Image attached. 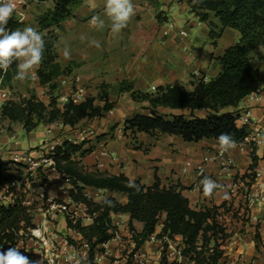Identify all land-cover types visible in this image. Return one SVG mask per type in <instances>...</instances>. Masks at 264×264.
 Listing matches in <instances>:
<instances>
[{
    "label": "crops",
    "instance_id": "obj_1",
    "mask_svg": "<svg viewBox=\"0 0 264 264\" xmlns=\"http://www.w3.org/2000/svg\"><path fill=\"white\" fill-rule=\"evenodd\" d=\"M193 2L194 0H133L135 15L128 26L114 37L107 27L103 31H96L88 23L93 15L106 19L103 16L104 0H82L73 6L70 16L58 25L49 27H44L40 19L53 10L55 0H29L21 14L17 11L13 14L17 22L13 30L31 26L41 32L45 43H52L54 59L63 72L53 79L55 88L49 83L41 84L36 72L35 78L25 80L28 83H24L21 88H12L15 95L11 99L20 100L34 94L46 105L55 101L63 109L65 98L73 93L77 85H81L85 87L86 98H95V104L99 106L108 101L112 111H106L102 116L83 119L75 126L56 121L51 124L40 123L28 131L20 122L2 120L0 109V158L9 161L18 154L35 156L58 141L69 140L77 144L85 142L84 148L90 150L84 156H77L85 171L108 175L123 174L130 180L138 179L145 185H152L157 179L162 186L181 185L184 187L183 194L194 209L214 208L217 222L226 233L224 239L218 240L223 250L218 264H264V207L262 211H257L261 213V221H250L243 214V195L230 192L236 181H247L252 169L264 168V144H256V148L252 150L249 145L237 143L236 148L227 152L234 160V166H224L220 160L204 161L206 155L219 151L214 138L186 141L180 135L138 131L126 126V121L138 114L152 115V105L148 99L135 100L132 91H122L121 83L125 87L132 85L135 90L143 92H156L159 87L167 85L192 88L190 82L193 77L209 80L221 71L218 57L239 40V31L231 27L224 28L219 37L212 38L210 23L217 26L216 30L219 31V19L210 13L208 20L202 21L191 8ZM168 21H173L175 27L168 28V34L165 35L163 30L167 28ZM183 29L187 31L186 36L180 33ZM82 35L84 39H81ZM93 39L100 41L101 48L91 45ZM65 44L71 52V58L67 60L59 51ZM254 52H257L259 58L264 53V48L259 45L251 54L254 55ZM256 64L264 85V62L258 60ZM153 86L156 90H152ZM6 89L10 92L9 88ZM104 92L106 97L101 96ZM244 104L245 98L237 107L225 110H237ZM157 110L170 119L174 115L189 117L191 114L189 109L165 106H159ZM252 113L261 120L264 130L263 104L256 103ZM194 114L205 117L208 111L196 109ZM2 123L12 126L13 131H8ZM38 129H42V145L32 148L37 142L36 137L31 134ZM82 129H86V132L81 135ZM19 130L29 136L27 146L11 141ZM65 131L68 132L62 134ZM102 149L107 152L102 154ZM253 156L257 158L256 161ZM188 163L190 164L187 165ZM48 174L49 195L56 201L66 203L68 211H77L83 224L92 223L93 219L86 213L84 204L74 206L70 195L72 185L60 178L55 169H48ZM204 176L222 185L223 189L217 190L211 197H206L200 184ZM225 190L228 199L224 198ZM84 191L92 195L95 201L113 196L121 203L127 202V195L124 193L92 186H85ZM46 208V205L39 202L40 212L36 214L33 222L40 225L47 221L49 233H54L61 246L65 238H71L76 247L81 248L83 237L69 230L67 215L53 213L47 217ZM111 218L117 227V237L101 247H104L106 253H119L130 243L128 247L134 250L135 242L129 229L130 215L112 212ZM133 224L137 231L143 229L142 222L133 220ZM162 225L161 220L155 235L161 231ZM181 238L180 235H175L173 239L178 247L181 245ZM38 243V240L28 239L25 243L21 242L18 248L22 252L32 250ZM163 246L160 239L149 238L134 252L135 262L149 264L152 258L162 259ZM104 259L102 262H105ZM60 263L70 264L64 257Z\"/></svg>",
    "mask_w": 264,
    "mask_h": 264
},
{
    "label": "trees",
    "instance_id": "obj_2",
    "mask_svg": "<svg viewBox=\"0 0 264 264\" xmlns=\"http://www.w3.org/2000/svg\"><path fill=\"white\" fill-rule=\"evenodd\" d=\"M46 1V0H39ZM82 0H55L52 11L41 17L44 27L58 25L72 14L73 6ZM191 8L202 21H207L213 13L219 19L220 29L210 23L212 38L220 36L226 27L239 31L240 38L225 49L218 57L221 71L209 80L193 77L192 88L183 85H167L159 87L156 92L135 90L132 85L127 87L121 83L120 89L132 91L135 100L148 99L152 105V115L138 114L126 121L128 128L138 131L159 132L162 134L180 135L186 141H198L202 138H214L220 133L231 134L237 143L243 142L247 132L238 126V110H225L237 107L240 101L250 92L260 86V71L252 58V51L257 46L264 48V0H197ZM17 25L14 18L10 19L6 28L11 31ZM51 42L45 43L43 61L37 73L41 84L56 85L53 79L61 72L60 65L55 61ZM264 62V53L258 58ZM16 65L13 64L5 74L0 70V77L5 81L15 76ZM106 97V93H102ZM159 106L173 109H189V117L174 115L172 119L158 112ZM196 109H205V117H197ZM111 110V104L105 101L103 106L95 104V98L88 97L81 103L68 100L63 109L55 101L46 105L36 95L22 97L20 100L8 99L1 107V119L10 122H20L26 130H33L40 123L51 124L61 121L75 126L86 118L102 116ZM85 142L73 143L64 140L56 147L53 155L55 166L68 175L73 185L70 190L72 199L87 206V212L93 221L83 224L81 219L73 223L68 219L69 227L77 229L88 243V256L82 264H96V254L104 251L102 244L112 240L117 231L113 224L111 213H128L130 215L129 229L135 242L133 253L156 232V227L162 220V229L156 234L158 238H169L180 235L184 248L182 253L195 260V264H218L223 256L220 248L226 236L224 228L217 222L216 213L212 209H194L189 199L183 194L181 185L162 186L157 179L152 185H145L140 180H130L125 175H108L88 172L80 165L77 156H84L90 148H84ZM253 160H257L253 156ZM253 164L252 167H254ZM23 164L13 160L3 161L0 158V184L13 183L24 178ZM129 181L134 182L139 191L128 187ZM85 186L106 189L110 192H120L127 195V202L121 203L115 197H104L100 201L89 198ZM21 196L14 203L0 202V249L18 247L21 241L30 237L33 222L32 207L24 203ZM105 200L111 203H105ZM133 220L143 223V229L137 231ZM26 255L24 252H22ZM132 264V263H130ZM161 264H168L163 252Z\"/></svg>",
    "mask_w": 264,
    "mask_h": 264
},
{
    "label": "built area",
    "instance_id": "obj_3",
    "mask_svg": "<svg viewBox=\"0 0 264 264\" xmlns=\"http://www.w3.org/2000/svg\"><path fill=\"white\" fill-rule=\"evenodd\" d=\"M28 1L29 0H24V2L19 5L17 12H20L21 14L22 8L28 3ZM174 27L175 23L173 21H168L167 28L163 30V33L167 35L168 28ZM180 33L185 36L187 35V31L185 29L180 30ZM152 90H156V87L153 86ZM9 94V91L3 85V78L0 77V109L3 103L10 99ZM244 98L246 99V104L237 109V124L246 130L247 135L245 140L238 144L249 145L252 150H254L256 148V144H260L258 143L259 138L264 137V130L261 120L253 115L252 108L258 102H261L264 106V85L261 84L255 90L247 94ZM85 99V87L77 85L73 93L69 97L65 98V101L67 102L68 100H72L74 103H81ZM110 111H112V109ZM85 132L86 129H82L80 134L82 135ZM62 143L63 141L55 142L47 147L46 150H43L41 153L35 156H30L27 154L15 155L12 160L15 163L23 164L22 168L24 170V178L17 182L0 184V200H3L0 202L4 204L14 203L19 198H21L22 193H26L27 190L33 189L36 192V200L47 206L45 210L47 217L53 213H65L67 218L73 223L79 220L80 217L78 216L77 211H68L66 203L54 200L48 193V169L50 168L55 169L60 174V178H63L66 182L72 185L68 175L61 173L56 168L53 158V155L56 152V147L62 145ZM106 152L107 151L105 149L101 150L102 154H105ZM216 160H220L224 166H234L235 164L234 160L227 154V152L221 153L220 150L217 153H210L204 157V161ZM189 164L190 163L187 165ZM230 192H238V194L240 193L243 195L244 203L242 207L244 217L250 221L259 223L262 218L261 213L257 211H262L264 207V168L257 167L252 169L249 172L247 181H236L230 189ZM85 194L89 198H94L87 192H85ZM24 203L28 206L31 204L26 198H24ZM81 204L84 203L74 201L75 207H79ZM84 206L85 211L88 214L86 204H84ZM69 230L73 233H77L78 235H82L77 229L73 227H69ZM30 232L31 235L28 237V239L38 240L39 243L37 246H34L32 250L28 249L27 251L23 252L33 262H42V264H61L60 260L62 257H64L67 263L77 264V262H79V264H82V261L87 259L89 245L84 239H82L83 242L81 248L76 247L74 240H70L69 238H65L64 243L61 246L54 233H49L47 221L41 223L40 225H36V227L31 229ZM116 237L117 233L114 238ZM157 238L158 237L155 234L150 237V239ZM28 239H26V241ZM158 239L164 243L161 254L163 255V252H165L167 262L172 259L169 264H195V260L193 258L190 256H185L182 253L184 248L182 238L181 245L179 247L173 241L174 237L169 238L164 236ZM26 241L21 242L25 243ZM106 244L107 243H104L102 245L105 246ZM183 259H185V262Z\"/></svg>",
    "mask_w": 264,
    "mask_h": 264
},
{
    "label": "clouds",
    "instance_id": "obj_4",
    "mask_svg": "<svg viewBox=\"0 0 264 264\" xmlns=\"http://www.w3.org/2000/svg\"><path fill=\"white\" fill-rule=\"evenodd\" d=\"M23 2L24 0H0V70L6 74L8 69L15 64L17 72L14 79L21 82L35 78L43 61L45 48L44 36L37 29L25 26L9 31L6 28L9 20L13 18V14ZM195 2L197 0H194ZM134 15L133 0H104L103 16L106 19L100 15H93L88 23L96 31H103L107 27L111 35L115 37L128 26ZM84 38L82 35L81 39ZM91 45L98 49L101 48L100 41L95 39L91 40ZM59 51L65 60L71 58L70 49L66 44ZM217 143L221 153L228 152L237 146L234 137L225 132L218 135ZM258 143L264 144V137H260ZM200 184L206 197H211L217 190L223 189L222 185L207 176L203 177ZM127 186L139 191V187L132 181H129ZM224 198H229L226 190ZM105 203L110 204L111 202L105 200ZM0 264H42V262H33L20 251V248L9 247L6 250L0 249Z\"/></svg>",
    "mask_w": 264,
    "mask_h": 264
},
{
    "label": "rangeland",
    "instance_id": "obj_5",
    "mask_svg": "<svg viewBox=\"0 0 264 264\" xmlns=\"http://www.w3.org/2000/svg\"><path fill=\"white\" fill-rule=\"evenodd\" d=\"M218 31V30H216ZM257 52H254V55H252V58L254 59L255 62H258V55L256 54ZM261 61V60H260ZM263 63V62H262ZM41 66V65H40ZM28 83V81H26ZM26 82H21V81H17L14 79V75L12 78H10L9 80L5 81V87L6 88H9L10 90V98L15 95V92L12 90V88H16L18 89L19 87L21 88V86L24 85V83ZM16 123V122H15ZM2 126L5 127L8 131H13V128L12 126H10L9 124H5V123H2ZM40 130L42 129H38L36 131H34L31 136H34L36 137V146L34 145V147L32 148H39L41 145H42V135H41V132ZM68 131H65V132H62V134H66ZM16 137L14 139H12L11 141L12 142H21L23 143L24 146H27L28 145V135L26 132H23L22 130H19L16 132ZM64 140V139H63ZM9 144L6 145V147H8ZM35 190L33 189H29L27 190L26 193H22L21 196H25V198L30 201V206L32 207V214H33V221H34V218L36 217V214L39 213L40 211L38 210V204L39 202L36 200V196H35ZM36 227V224L33 228ZM31 228V229H33ZM30 229V231H31ZM71 240V238H69ZM131 245L130 243L129 244H126V248L125 250H120L119 253H116V252H109V253H106L105 251H98L97 254H96V264H102V263H105L106 264H109L110 262H114L116 264H137L138 262H135V256H134V253H133V248H129L128 246ZM102 256V258H100ZM105 258V259H104ZM102 259V260H101ZM104 259L105 262H102ZM158 261V262H157ZM149 264H161V257L159 258H156V259H150V262Z\"/></svg>",
    "mask_w": 264,
    "mask_h": 264
}]
</instances>
